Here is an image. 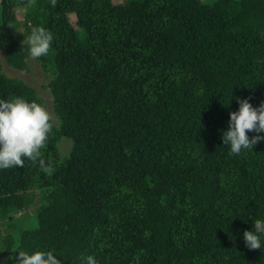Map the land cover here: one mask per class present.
<instances>
[{
  "label": "trees",
  "instance_id": "1",
  "mask_svg": "<svg viewBox=\"0 0 264 264\" xmlns=\"http://www.w3.org/2000/svg\"><path fill=\"white\" fill-rule=\"evenodd\" d=\"M38 26L56 120L40 157L0 169L7 264L48 249L62 264H264L243 239L264 219V141L236 155L222 140L239 99L264 103V0H0L10 68L28 69ZM2 62L0 99L43 104Z\"/></svg>",
  "mask_w": 264,
  "mask_h": 264
},
{
  "label": "clouds",
  "instance_id": "2",
  "mask_svg": "<svg viewBox=\"0 0 264 264\" xmlns=\"http://www.w3.org/2000/svg\"><path fill=\"white\" fill-rule=\"evenodd\" d=\"M55 0H53V3ZM53 34L42 26L35 27L24 37L28 54L38 58L48 54ZM53 128L51 114L36 100L13 96L0 99V169L23 166L25 159L35 161L41 156V149ZM254 131L257 135L249 136ZM264 103L254 107L248 98L239 99V108L229 114L228 126L222 132L223 144L229 146L230 154L252 150L264 141ZM41 165L44 161L40 160ZM248 248L264 247V219L253 220V228L243 232ZM54 250H18L15 264H62ZM85 264H98L94 255L84 257Z\"/></svg>",
  "mask_w": 264,
  "mask_h": 264
},
{
  "label": "rangeland",
  "instance_id": "3",
  "mask_svg": "<svg viewBox=\"0 0 264 264\" xmlns=\"http://www.w3.org/2000/svg\"><path fill=\"white\" fill-rule=\"evenodd\" d=\"M124 0H115V3H122ZM17 17L20 21L24 20V11L19 9L17 12ZM72 22H75V16L71 17ZM5 48H0V57L2 58V63L4 65V71L11 77L21 78L29 83L32 87H34L39 96L42 97L44 103L43 105L47 108L51 117L56 120L54 116V100L50 93V89L45 88V85L48 83L49 77L46 72L42 69L41 65L36 61L35 58H29V67L27 70H14L10 68L5 60ZM72 146V141L67 138L61 139L59 142V150L61 157L64 158L69 154V151ZM25 213V212H22ZM28 214L32 215L35 213V207H31L30 210H27ZM21 214H18V218ZM0 240L1 237H4L6 234L5 227L0 224ZM8 258L7 255L0 253V264H7Z\"/></svg>",
  "mask_w": 264,
  "mask_h": 264
}]
</instances>
